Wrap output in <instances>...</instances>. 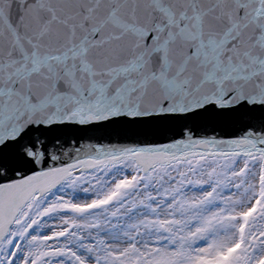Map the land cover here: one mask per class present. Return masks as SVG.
<instances>
[{
  "label": "snow or ice",
  "instance_id": "1",
  "mask_svg": "<svg viewBox=\"0 0 264 264\" xmlns=\"http://www.w3.org/2000/svg\"><path fill=\"white\" fill-rule=\"evenodd\" d=\"M152 2L167 19L163 40L159 34L165 27L159 24L158 34L152 37L153 41L160 40L164 51L159 70L151 67L150 54L143 51L126 63H115L107 56L101 59L99 54L92 57L90 49L97 42L87 36L74 50L68 49L73 59L79 58L78 65L68 64L66 54L41 60L38 45L34 44L29 53L18 40L0 36V153L12 150L30 132L41 128L146 123L197 116L211 107L243 114L245 119L258 109L264 123V0H229L235 9L221 10L227 22L219 27L218 44L205 49L201 42L200 50L172 59L168 57L170 40L192 29L200 35L202 26L219 21L220 15L212 0H206L205 7L199 6L200 0H182V7H177L176 0ZM216 3L224 4L225 0ZM87 11L92 15L95 9L89 7ZM60 23L74 31L67 19ZM102 27L103 21L92 31ZM257 28L262 30L258 35ZM172 65L174 71H170ZM61 76L71 81V91L60 89ZM156 93L163 96L158 104L153 102ZM209 93L211 99H207ZM68 106L71 108L66 111ZM37 115L47 118L33 120ZM260 218H264V207H258L246 222L237 221L244 223L239 234L235 223L231 230L225 227L223 235L215 226L200 229L208 233L205 246L196 248L195 254L190 246L177 248V255L182 257L178 264H199L202 257L208 264H264V228L256 224Z\"/></svg>",
  "mask_w": 264,
  "mask_h": 264
},
{
  "label": "water",
  "instance_id": "2",
  "mask_svg": "<svg viewBox=\"0 0 264 264\" xmlns=\"http://www.w3.org/2000/svg\"><path fill=\"white\" fill-rule=\"evenodd\" d=\"M176 3L177 7H182V0H176ZM212 4L220 20L203 25L200 35L192 29L170 40L169 59L191 55L194 50H200L201 42L205 49L218 44L219 27L227 22V16L221 14V10L235 9V4L229 0L224 4L212 0ZM199 6H208L206 0H200ZM89 7L95 9L92 15L87 11ZM64 19L74 25V31L60 23ZM101 21L103 27L93 32V27H99ZM183 23L181 21V26ZM158 24L165 27V32L159 34L163 40L167 35V19L152 0H99V3L97 0H0V36L18 40L19 46L29 53L34 44L38 45L41 60L45 56L63 57L66 54L68 64L78 65L79 58L73 59V53L68 49L74 50L80 39L87 36L89 41L97 42L90 49L92 57L99 54L101 59L107 56L115 63H126L143 51L150 54L151 67L159 70L164 51L159 47L160 40L152 39L158 34ZM173 31H176L175 27ZM260 31L257 28L256 34ZM16 50L14 48V52ZM49 62L55 64V61ZM174 67L170 66V71H174ZM59 86L61 90L71 91L72 83L61 76ZM211 98L212 93H209L207 99ZM161 99L163 96L156 93L153 102L158 104ZM184 103L187 106V100ZM46 118V115H37L33 120ZM248 128L253 131H246ZM201 155H261L264 165V123L259 110H255L249 119L231 110L211 107L197 116L189 114L146 123L121 126L74 124L34 130L12 150L0 153V169L5 170L0 171V239L35 193L44 194L76 172L125 158L134 159L147 171L158 164ZM159 168L164 167L156 169Z\"/></svg>",
  "mask_w": 264,
  "mask_h": 264
},
{
  "label": "rangeland",
  "instance_id": "3",
  "mask_svg": "<svg viewBox=\"0 0 264 264\" xmlns=\"http://www.w3.org/2000/svg\"><path fill=\"white\" fill-rule=\"evenodd\" d=\"M259 164L256 157H226L176 162L142 175L132 163H125L77 175L48 196L34 201V205L27 206L6 239L9 243L0 264H178L182 262V257L177 255V248L190 246L195 254L196 248L205 246L208 233L200 229L210 226L220 229L223 227L220 225L235 223V230L239 234L244 230V223L237 221L246 222L258 207H264V171ZM116 169L123 172L111 178L98 199L83 200L74 195L75 190L87 189L89 180L97 176L104 179L106 177L99 174ZM251 169L257 171L252 188L255 197L240 205L234 198ZM67 188L72 189L60 193L54 200L45 201L55 192ZM137 193L138 200L135 201L143 204L152 231L171 242L169 244L174 253L170 252V258L160 255L141 258L142 255L133 252L122 263H118L112 255H103L101 246L93 249V254L78 248L75 244L76 235L86 228L84 224H104L105 212L109 210L111 228L116 227L114 223L118 222V218H123ZM188 194L192 197H188ZM167 208L174 210L171 216L165 212L158 214ZM181 217H184V221ZM48 218H55L59 223L51 232L39 231V226ZM189 221L193 225H188ZM256 224L264 228V218H260ZM105 232L103 230L101 233ZM57 238L59 241L55 243ZM100 244L102 249L106 245L103 242ZM199 264H208V261L202 257Z\"/></svg>",
  "mask_w": 264,
  "mask_h": 264
},
{
  "label": "bare ground",
  "instance_id": "4",
  "mask_svg": "<svg viewBox=\"0 0 264 264\" xmlns=\"http://www.w3.org/2000/svg\"><path fill=\"white\" fill-rule=\"evenodd\" d=\"M121 171L122 170L116 169L111 170L110 172H107L105 174H99L101 177L105 176L106 178L101 179L97 176L89 180V186H87V189L75 190L74 195H77L79 197L78 199L83 200H86V198H93L94 200L98 199L100 194L107 188V184L110 183L111 178L121 173ZM256 177L257 171L253 169H251L248 175L245 177L242 186L237 193V196L234 198V200L239 202L240 205L243 204L246 200L253 199L255 197L252 188L253 185H255ZM71 189L72 188H67L65 190L55 192L54 194L50 195L45 201L54 200L60 196V193L70 191ZM138 194L139 193H137L136 196H133L134 200L130 203L128 211L123 214V218H118V222L114 223L117 224L116 227L111 228V224L109 221V210H106L105 212L106 220L104 224H101L100 222H94L92 223V226H90V223L84 224L86 228L79 233L80 235H76L75 244L78 246V248L81 247L83 249H86L88 253L93 254V249H98L101 246L103 255H112L113 259L118 260V263H122L123 260L133 252H135V254L142 255L141 258L154 255H160L165 258H170V252H173V248L169 244L171 242H169V240H165V238H161L160 236L156 235L154 231H152L149 215L143 211V204L135 201L138 200ZM188 197H192V195L188 194ZM169 201L172 202V199H170ZM34 204L35 202L31 203L30 205ZM24 211L25 210L21 212L19 218L21 217V215H23ZM162 212H165L166 215L171 216L174 213V210L172 208H167L165 210H160L158 214H161ZM185 215L183 216L186 217ZM184 217H181L183 221ZM185 222L187 221L185 220ZM57 223H59L57 219L54 218L52 220H49L48 218L39 226V231L51 232ZM187 224L193 225L192 221H189ZM220 226H223L220 228V232L223 235L224 228L228 227L229 230H231L232 224ZM103 230H106V232L101 233ZM182 237H185V235H182ZM59 238H57L55 243L59 241ZM101 242L106 244L103 249L102 245L100 244ZM8 243L9 241L7 242L6 240L0 246V260L8 247ZM90 244L91 247L88 248ZM159 244L160 247L158 246Z\"/></svg>",
  "mask_w": 264,
  "mask_h": 264
}]
</instances>
